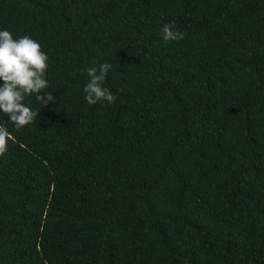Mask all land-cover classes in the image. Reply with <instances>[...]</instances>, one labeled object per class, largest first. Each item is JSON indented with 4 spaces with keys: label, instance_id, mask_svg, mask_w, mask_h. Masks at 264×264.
Instances as JSON below:
<instances>
[{
    "label": "trees",
    "instance_id": "obj_1",
    "mask_svg": "<svg viewBox=\"0 0 264 264\" xmlns=\"http://www.w3.org/2000/svg\"><path fill=\"white\" fill-rule=\"evenodd\" d=\"M0 27L56 97L7 124L0 264H264V0H0Z\"/></svg>",
    "mask_w": 264,
    "mask_h": 264
},
{
    "label": "clouds",
    "instance_id": "obj_2",
    "mask_svg": "<svg viewBox=\"0 0 264 264\" xmlns=\"http://www.w3.org/2000/svg\"><path fill=\"white\" fill-rule=\"evenodd\" d=\"M159 34L164 42L180 40L184 35L174 21L163 23ZM48 60L39 40L29 34L14 37L7 27H0V115L3 117L0 119V153L12 139L7 124L11 122L20 130L37 116L38 109L28 99L30 96L42 106L55 101L49 88ZM110 68L111 64L101 62L98 66L85 65L81 69L87 74L83 85L87 103L115 101V94L104 83Z\"/></svg>",
    "mask_w": 264,
    "mask_h": 264
}]
</instances>
